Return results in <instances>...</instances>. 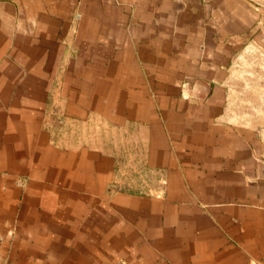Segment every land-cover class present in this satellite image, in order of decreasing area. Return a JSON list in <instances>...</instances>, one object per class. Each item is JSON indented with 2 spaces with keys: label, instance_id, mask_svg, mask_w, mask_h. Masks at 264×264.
I'll return each mask as SVG.
<instances>
[{
  "label": "crops",
  "instance_id": "obj_1",
  "mask_svg": "<svg viewBox=\"0 0 264 264\" xmlns=\"http://www.w3.org/2000/svg\"><path fill=\"white\" fill-rule=\"evenodd\" d=\"M251 46L264 0H0V264H264V89L229 101ZM52 113L134 128L152 192Z\"/></svg>",
  "mask_w": 264,
  "mask_h": 264
},
{
  "label": "rangeland",
  "instance_id": "obj_2",
  "mask_svg": "<svg viewBox=\"0 0 264 264\" xmlns=\"http://www.w3.org/2000/svg\"><path fill=\"white\" fill-rule=\"evenodd\" d=\"M229 84L233 113L244 118L253 115L252 96L256 90L264 89V48L251 46L240 53L231 67ZM48 129L52 140L61 145L90 146L113 154L117 158V179L123 181L122 186L135 189L137 184L139 191L152 192L151 182L155 177L141 158L143 145L134 128L109 126L97 117L76 121L52 113Z\"/></svg>",
  "mask_w": 264,
  "mask_h": 264
}]
</instances>
